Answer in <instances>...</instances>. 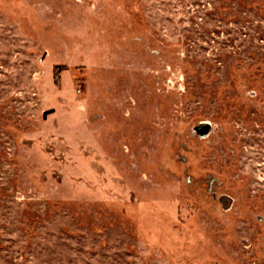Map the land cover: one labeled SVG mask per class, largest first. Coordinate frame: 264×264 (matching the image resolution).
I'll return each instance as SVG.
<instances>
[{"label":"rangeland","instance_id":"1","mask_svg":"<svg viewBox=\"0 0 264 264\" xmlns=\"http://www.w3.org/2000/svg\"><path fill=\"white\" fill-rule=\"evenodd\" d=\"M0 264H264V0H0Z\"/></svg>","mask_w":264,"mask_h":264},{"label":"water","instance_id":"2","mask_svg":"<svg viewBox=\"0 0 264 264\" xmlns=\"http://www.w3.org/2000/svg\"><path fill=\"white\" fill-rule=\"evenodd\" d=\"M202 125H203V127H201V125H200L198 129H200V128H206L207 127L206 124H202Z\"/></svg>","mask_w":264,"mask_h":264},{"label":"bare ground","instance_id":"3","mask_svg":"<svg viewBox=\"0 0 264 264\" xmlns=\"http://www.w3.org/2000/svg\"><path fill=\"white\" fill-rule=\"evenodd\" d=\"M201 127H203V125H201Z\"/></svg>","mask_w":264,"mask_h":264}]
</instances>
